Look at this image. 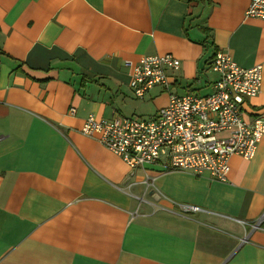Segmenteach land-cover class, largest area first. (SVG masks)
<instances>
[{
	"label": "crops",
	"instance_id": "1",
	"mask_svg": "<svg viewBox=\"0 0 264 264\" xmlns=\"http://www.w3.org/2000/svg\"><path fill=\"white\" fill-rule=\"evenodd\" d=\"M249 2L0 0V264H264V136L222 182L162 162L132 170L82 132L90 114L143 118L168 103L161 85L134 93L127 60L177 57L179 95L212 92L218 50L264 73ZM246 109L264 114V77Z\"/></svg>",
	"mask_w": 264,
	"mask_h": 264
},
{
	"label": "built area",
	"instance_id": "2",
	"mask_svg": "<svg viewBox=\"0 0 264 264\" xmlns=\"http://www.w3.org/2000/svg\"><path fill=\"white\" fill-rule=\"evenodd\" d=\"M246 14L264 19V0H250ZM125 64L131 72L130 87L138 97L161 85L168 92V103L143 118L118 115L102 119L90 114L82 132L96 135L132 170L162 162L167 170L190 171L225 182L232 156H254L264 136V114L249 118L246 102L262 88V64L242 67L224 50L216 51L210 68L219 77L213 82L212 92L204 95H179L170 90L167 70L180 67V60L170 53L149 54ZM70 111L74 112V108ZM151 180L146 175L144 184L149 186ZM179 208L183 214L201 209L186 202L180 203ZM262 219L252 224L253 228Z\"/></svg>",
	"mask_w": 264,
	"mask_h": 264
},
{
	"label": "rangeland",
	"instance_id": "3",
	"mask_svg": "<svg viewBox=\"0 0 264 264\" xmlns=\"http://www.w3.org/2000/svg\"><path fill=\"white\" fill-rule=\"evenodd\" d=\"M149 112H151V110ZM148 115H150V113H148Z\"/></svg>",
	"mask_w": 264,
	"mask_h": 264
}]
</instances>
